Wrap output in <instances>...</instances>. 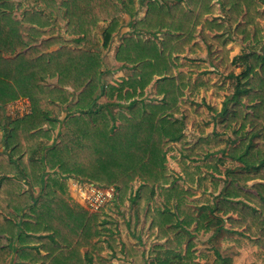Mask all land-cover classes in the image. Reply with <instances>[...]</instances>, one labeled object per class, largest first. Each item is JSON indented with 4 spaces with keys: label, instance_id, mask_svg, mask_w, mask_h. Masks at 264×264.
Returning <instances> with one entry per match:
<instances>
[{
    "label": "trees",
    "instance_id": "16d2710c",
    "mask_svg": "<svg viewBox=\"0 0 264 264\" xmlns=\"http://www.w3.org/2000/svg\"><path fill=\"white\" fill-rule=\"evenodd\" d=\"M7 1L0 0V264H12L15 255L20 257L17 264H41L39 249L23 244L47 236L58 242L47 248L49 264H105L95 255L101 250L94 243L101 237L95 222L99 215L68 204L63 178L113 186L120 201L138 181L131 201L152 206L145 213L149 229L165 242L157 247L160 256L153 264H169L161 256L176 258L179 264H199V256L206 255L196 256L191 239L218 234L224 220L217 213L235 215L236 219H227L230 226L243 230L241 236L253 238L264 249V54L242 57L245 69L240 77L235 75V93L223 102L219 114L224 127L235 126L236 134L250 130L237 144L220 149V158L215 149L222 141L215 133L203 136L204 126L198 127L194 143L184 144L183 130L191 120L197 125L198 114L190 98L184 99L185 89L188 97H194L200 88L210 87L202 79H192L191 71L181 70L198 65L180 59L195 53L200 39L211 56L227 61L231 35L226 24L235 27L243 41L251 38L253 27L252 40L263 42L264 52V34L257 22L263 13L256 0L170 4L138 0L145 8L143 15L134 19V34L124 37L114 51L127 75L109 83L104 78L102 49L119 29L121 12L132 16L135 0H37L38 9L25 10L19 17ZM61 22L71 41L49 30ZM99 28L101 43L96 35ZM54 46L57 49L51 50ZM53 79L55 84L47 83ZM151 85L154 97L147 99ZM214 87L219 91L224 85ZM101 97L107 99L105 104L98 103ZM20 98L29 100L30 114L7 120L3 107ZM61 107L67 114L60 121ZM172 145L181 156L176 177L166 166ZM227 159L234 167L222 169ZM19 179L37 188L36 196L28 190L21 193ZM193 187L201 194L218 192L215 203L204 197V205L192 206ZM31 225L34 233L53 231L54 235L31 237L26 233ZM15 235L13 246L15 240L8 237ZM86 246L90 247L83 255L80 250ZM215 255L212 264H231L218 251Z\"/></svg>",
    "mask_w": 264,
    "mask_h": 264
},
{
    "label": "rangeland",
    "instance_id": "374dc122",
    "mask_svg": "<svg viewBox=\"0 0 264 264\" xmlns=\"http://www.w3.org/2000/svg\"><path fill=\"white\" fill-rule=\"evenodd\" d=\"M256 1L261 5L260 11L263 13V18H259L257 22L260 25L259 28L261 29V33L264 34V0ZM6 3L11 5V7L13 8L12 12L17 17L21 16V13H23L25 10L38 9L40 7L37 0H8ZM137 8L138 7H135L134 11L131 14L132 16H130L128 12H121V15L119 17V29L114 33L112 42L107 47L102 49V57L105 62L103 67L104 78H106L108 83L110 81L115 80L120 81L123 75H127L128 71H125L124 69L120 70V63L116 62L114 57V51L124 37L134 34V24L132 23L135 18L142 16L145 10L144 6L139 9ZM3 9H6V11H10V8ZM222 16H224L223 13ZM127 18H133V20L130 19L129 21H127ZM222 21H227V17L226 19L222 18ZM64 25V22L54 24L49 28V30L52 29L54 30V35L61 36L65 40L71 41L73 37L68 36L64 33ZM226 25L228 29L227 32H230L231 35V42L229 43V45L226 46V49L228 51L227 61H225L224 59L221 62V60H216L214 56H211V54L207 51V45L203 43L200 39H198V44L200 47L195 53H186V58H180L181 61L188 60L190 62H194L196 65L199 66L198 68H187L186 66H183V68H181L183 72L191 71L192 79H202L204 82H207L208 87H210L207 90L204 87L200 88L199 92L194 97H188L189 92H187V90L185 89L184 99L190 98L187 100L192 101V104L194 105L193 109L197 111L198 114L196 115L197 125L194 126L195 121L191 120L186 124L185 129L183 130V135L186 139L184 141V144L194 143L199 136V132L197 130L198 127L204 126L203 136H206L210 133H215L218 136V139L222 141V145L215 149L217 150V154L215 155L216 158L221 157V154L219 152L220 149L224 148L227 150L228 146L237 144L238 141H241V139H243L246 133L250 130V128H247L244 133H239L238 135L236 134L235 126H232L231 128H225L223 125L224 123H221V120L223 118L220 117L219 113L222 110L223 102L230 99L235 93L236 85L238 84L235 75H238L240 77L241 73L245 69L244 64L241 63L242 57L250 53H255L261 56L264 54L263 42H255L252 40L253 35H255V30L253 27H251L249 30L251 38H249L248 41H243L242 36L234 32L235 27H230L229 24ZM105 26L106 24L101 23V27ZM126 27H129L130 31L121 32L122 29ZM100 28L97 30L96 33L98 43L102 42V40H100L102 39ZM146 35L147 34H144V36ZM100 47L101 44L99 45V48ZM55 49H57L56 46L51 48V50ZM230 65L232 66V68ZM55 81V79L48 80L47 83L55 84ZM216 85H224V88L217 91L216 89H214V86ZM145 93V97L147 99H152L154 97L153 85L147 88ZM106 101V98L101 97L98 100V103L105 104ZM22 108L23 110H20ZM111 110L115 112L116 108L112 107ZM3 111L7 120H16L18 118H22L24 116L29 115L31 112V105L30 110L28 108L27 111V108H25L23 105L17 106L16 103L10 102L9 104L3 107ZM66 112L67 111L65 110V108L61 107L60 113L57 115L60 121L64 119L65 115L67 114ZM206 124L207 126H205ZM59 126H61V124ZM57 127L58 126H56V128L51 132L52 137L56 135ZM0 133H2V131H0ZM42 141L48 144L51 143L50 140L45 141V139H42ZM172 146L173 150L171 152H168L167 154L166 166L168 172L173 177H176L180 175V168L178 163L181 159V156L179 154L177 146ZM194 162L192 164H194ZM232 167H234L233 162L227 159L222 169ZM19 180L23 184V188L20 190L21 193L25 190H28V192H34V196H36V194L38 193L37 188L30 187V185L24 183L22 179ZM76 182L79 181L73 178H63V180L61 181V183H64L65 186L67 194L66 199L68 200V204L78 205L89 214L99 215L95 222L98 225L97 229H99L101 237L95 238L94 243H98L101 247V250L99 251V249H97L98 252L95 255L101 261L105 262V264H153V260H156L160 256L158 254L157 247L165 246V242L164 240H160L157 238L156 231L151 232V230L149 229L150 219H146L145 213L148 208L152 210V206H149V204H144L143 206H141V204L139 205L137 202L131 201V199L136 194L139 182L135 181L130 185V188L127 190L126 195L124 196L122 201L119 200L118 192L116 189L117 193L115 194V197L96 213L89 212L85 207L84 203H82L83 201L81 200L78 192L74 189L75 187L73 184H76ZM221 186L222 183L217 189V191L220 190ZM54 190L58 191L55 188L53 189V191ZM192 191L194 192V195L189 198V201L194 203L192 206H195V208L205 204L204 202L206 200H203L204 197H209L210 203H215V194L218 193L217 192L215 194H210L209 192H207L206 194H201L199 190H197L195 187L192 188ZM56 193L58 194V192ZM2 198L3 196L0 195V201L2 200ZM196 200L199 201L196 202ZM230 201L236 202L237 200L231 199ZM155 202L161 207H163V202L160 197H156ZM26 212H28L27 209L23 213L25 214ZM217 215L218 217H221L224 220V227L220 232H218V234L214 233V237H210L211 233L204 235L198 234L193 239H191V241L194 243L196 256H198V254L206 255V257L199 256L197 262L199 264H212L214 259L216 258L215 251H218L220 255L232 261V264H263L262 260L259 259V255H257L258 253H260L259 250L257 253L255 252L258 248L256 250H254L255 248L253 249V247L256 246V243H254L253 238H249L245 235L241 236L240 233H242L243 230H240V228H232V226H230V224L227 222L228 217L236 219V216L231 214L225 216L223 213H217ZM24 221L27 220L25 219ZM31 222H34L33 219H31ZM50 223L51 221H49V226H51ZM102 223L105 225L104 227L101 226ZM29 232L30 233H27V235L31 237H33V234L39 235L41 237H44L46 235H49V237H53L54 235L53 231L43 232L42 230H40L35 233L33 231ZM209 237L211 238V240ZM8 238H12L13 240H15L13 242V246H15L17 242L16 235L14 237ZM54 241L56 242H51L47 236L45 240L40 241L37 246L35 245V242H25L23 246H31V248H38V251L41 255V257L39 258V263L49 264V252H47L48 249L45 250L42 248V246H48V248L49 246H51L53 248L54 243H58L57 240ZM88 247L90 246L82 248L80 250L81 254L84 255ZM115 250L117 251L116 254ZM52 251L54 253L56 252L54 251V249ZM12 253L14 254V252ZM140 254L142 255V258L140 257ZM137 256L139 257L136 258ZM53 257L54 256L52 255L50 256V258ZM11 258L12 256L10 257V259ZM160 258L168 259V261H170L169 264H179L178 259L176 258L172 259L169 256H161ZM18 259H20V257L17 258V256L15 255L12 258V264H17Z\"/></svg>",
    "mask_w": 264,
    "mask_h": 264
},
{
    "label": "built area",
    "instance_id": "2783aa9c",
    "mask_svg": "<svg viewBox=\"0 0 264 264\" xmlns=\"http://www.w3.org/2000/svg\"><path fill=\"white\" fill-rule=\"evenodd\" d=\"M12 103H16L17 106H24L30 110V102L28 99L20 98ZM20 110H23L20 109ZM74 189L78 192L81 200L83 201L87 210L91 213L98 212L102 207L109 203L117 193L113 186L100 187L93 183H74Z\"/></svg>",
    "mask_w": 264,
    "mask_h": 264
},
{
    "label": "crops",
    "instance_id": "0c3cea01",
    "mask_svg": "<svg viewBox=\"0 0 264 264\" xmlns=\"http://www.w3.org/2000/svg\"><path fill=\"white\" fill-rule=\"evenodd\" d=\"M174 0H164V2H166V3H168V4H170V3H172ZM134 6L135 7H138L137 9H139V8H141V7H143V5L140 3V2H138V0H135V2H134ZM143 15V14H142ZM133 20V18H127V21H129V20ZM133 23H134V21H133ZM132 23V24H133ZM131 24V25H132ZM132 28V27H131ZM125 32V31H130V28L129 27H126V28H123L122 29V31L121 32ZM30 222H31V220H30ZM28 228H30V230L29 231H31L32 230V228H33V226L31 225L30 227H28ZM29 231H27L26 233H30ZM33 236H35V237H38L39 235H36V234H33ZM30 242H33V241H30ZM29 243V242H28ZM39 242H35V245H37ZM34 244V243H33ZM240 245V244H239ZM257 246V247H256ZM255 247H253V249L254 250H256L257 248V251H255L256 253L258 252V250H259V252L260 253H258L257 255H259V259H261L262 260V263L264 264V249L263 248H261V247H259L258 245H256ZM45 248L47 249L48 248V246H45ZM52 247L51 246H49V250L51 249ZM231 264H232V261H231Z\"/></svg>",
    "mask_w": 264,
    "mask_h": 264
}]
</instances>
